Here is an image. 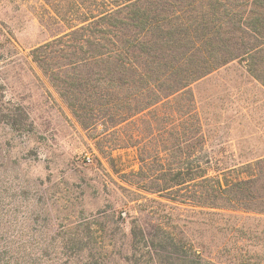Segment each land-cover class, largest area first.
<instances>
[{
    "label": "rangeland",
    "instance_id": "obj_1",
    "mask_svg": "<svg viewBox=\"0 0 264 264\" xmlns=\"http://www.w3.org/2000/svg\"><path fill=\"white\" fill-rule=\"evenodd\" d=\"M67 2L0 0V264H125L137 218L161 220L213 264H264V213L207 214L147 193L125 176L141 164L137 147H123L134 126L80 124L31 57L70 31L57 11ZM191 89L210 175L264 157V84L240 60Z\"/></svg>",
    "mask_w": 264,
    "mask_h": 264
},
{
    "label": "trees",
    "instance_id": "obj_2",
    "mask_svg": "<svg viewBox=\"0 0 264 264\" xmlns=\"http://www.w3.org/2000/svg\"><path fill=\"white\" fill-rule=\"evenodd\" d=\"M67 5L57 11L70 31L33 48L32 60L85 129L134 126L138 133L123 147H137L141 164L127 179L207 214L264 213V157L216 175L209 174V160L198 161L205 146L191 89L234 60L264 84V0H68ZM175 231L161 220L137 218L120 259L213 264Z\"/></svg>",
    "mask_w": 264,
    "mask_h": 264
}]
</instances>
